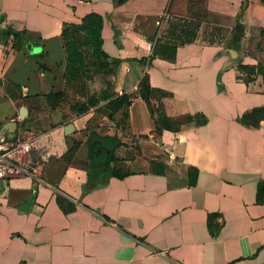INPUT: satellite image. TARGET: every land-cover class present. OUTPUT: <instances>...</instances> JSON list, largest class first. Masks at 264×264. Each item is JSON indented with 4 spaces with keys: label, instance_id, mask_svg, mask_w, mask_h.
Returning a JSON list of instances; mask_svg holds the SVG:
<instances>
[{
    "label": "crops",
    "instance_id": "1",
    "mask_svg": "<svg viewBox=\"0 0 264 264\" xmlns=\"http://www.w3.org/2000/svg\"><path fill=\"white\" fill-rule=\"evenodd\" d=\"M191 11L223 41L153 56ZM91 12L118 60L111 93L145 82L166 119L138 98L61 122V31ZM263 31L264 0H0V130L15 124L0 133L32 147L28 174L0 177V264H264V80L242 68Z\"/></svg>",
    "mask_w": 264,
    "mask_h": 264
},
{
    "label": "rangeland",
    "instance_id": "2",
    "mask_svg": "<svg viewBox=\"0 0 264 264\" xmlns=\"http://www.w3.org/2000/svg\"><path fill=\"white\" fill-rule=\"evenodd\" d=\"M193 17L199 22L200 26L196 29L194 26H189L184 22L185 18L182 17H169L158 31L157 35L152 38L154 47L152 50L153 54H167L166 48L178 44L179 42H186L190 39L187 36V32H194L195 39L199 41H211L214 36L219 40V32L210 30L209 26L214 28L213 25H207L206 23V13L201 11H194ZM187 20V19H186ZM212 22L216 21V17H210ZM216 28V27H215ZM195 29V30H194ZM85 55V66L84 69L80 71L81 82L83 83L82 90L80 92L77 89H68L67 92L61 97L48 98L49 103L56 107L57 115L62 121H68L74 117H81L84 115L92 114L93 118L100 120L103 116L108 120L112 119L113 109L108 104V99L112 95L110 91V84L114 76L118 60L111 59L110 66L113 70L111 75L107 73H98L99 69H102L101 64L91 57V51L88 48L84 49ZM254 53L256 56V70H254V75L257 73L259 77L264 80V31L256 39L254 45ZM250 78V77H249ZM81 94L86 95L83 97ZM141 95L146 96V93L141 91ZM126 108V106H125ZM110 112V113H109Z\"/></svg>",
    "mask_w": 264,
    "mask_h": 264
},
{
    "label": "trees",
    "instance_id": "3",
    "mask_svg": "<svg viewBox=\"0 0 264 264\" xmlns=\"http://www.w3.org/2000/svg\"><path fill=\"white\" fill-rule=\"evenodd\" d=\"M194 11H191L188 17H184V22L189 26H194V28H198L200 26L198 20L196 21L193 17ZM187 19V20H186ZM104 28V20L103 17L95 12H91L85 15L80 23H66L63 25L61 31V38L63 41V48L66 53V67H65V88L64 92L61 94L50 95L49 98L52 97H61L68 89H77L80 92L83 88V83L81 82L80 71L84 69L85 66V53L84 49L88 48L91 51V57L98 61L101 64L102 69H99L98 73H107V75L113 74L110 66V60L108 55L103 51V32ZM195 30V29H194ZM187 36L190 37L186 42H179L176 45L171 47H167L166 53H160V55H165L168 57L174 56L177 47L192 43L195 40L194 32H187ZM157 54H154L155 56ZM149 58V62L151 58ZM118 64V63H117ZM117 66V65H115ZM243 69L248 70L247 75H253L254 69L242 67ZM21 87L16 84H9L6 86V93L12 98L17 99L21 94ZM141 91L146 93V96L141 95ZM150 88L146 85L145 82H141L136 88L124 92L121 96L116 94H112L110 97H106L108 99V104L115 111L116 109H120L123 107H128L131 105L132 101L138 98H141L146 101L148 106L150 107L151 116L156 119H166L161 111V106L157 102L150 103ZM83 96V94H81ZM83 97H86L84 95Z\"/></svg>",
    "mask_w": 264,
    "mask_h": 264
},
{
    "label": "built area",
    "instance_id": "4",
    "mask_svg": "<svg viewBox=\"0 0 264 264\" xmlns=\"http://www.w3.org/2000/svg\"><path fill=\"white\" fill-rule=\"evenodd\" d=\"M122 94H118L121 96ZM1 132V130H0ZM8 139L0 133V177H13L29 173V166L22 160L31 151V144L21 143L10 150Z\"/></svg>",
    "mask_w": 264,
    "mask_h": 264
},
{
    "label": "water",
    "instance_id": "5",
    "mask_svg": "<svg viewBox=\"0 0 264 264\" xmlns=\"http://www.w3.org/2000/svg\"><path fill=\"white\" fill-rule=\"evenodd\" d=\"M26 114H27V112H26L25 108L21 107L19 110V119L24 120ZM14 126H15V124L12 122L7 123L1 127V131H6V132H10V133L14 132ZM72 132H74V127L72 124H68L67 126H65V128H64V134L65 135L71 134Z\"/></svg>",
    "mask_w": 264,
    "mask_h": 264
}]
</instances>
